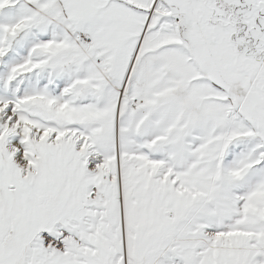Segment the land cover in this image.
<instances>
[{"label": "snow or ice", "instance_id": "6c2138e0", "mask_svg": "<svg viewBox=\"0 0 264 264\" xmlns=\"http://www.w3.org/2000/svg\"><path fill=\"white\" fill-rule=\"evenodd\" d=\"M0 264H264V0H0Z\"/></svg>", "mask_w": 264, "mask_h": 264}]
</instances>
